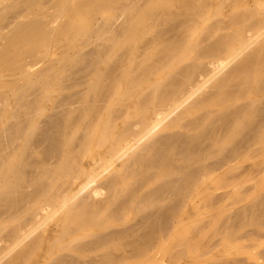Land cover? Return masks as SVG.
<instances>
[{"label": "bare ground", "instance_id": "obj_1", "mask_svg": "<svg viewBox=\"0 0 264 264\" xmlns=\"http://www.w3.org/2000/svg\"><path fill=\"white\" fill-rule=\"evenodd\" d=\"M210 12L222 19L196 37ZM224 29L231 32L219 34ZM88 32L96 44L120 32L122 46H86ZM186 57L192 62L182 65ZM237 61L241 106L228 104L219 86L193 99ZM263 102L264 0H0V264H152L158 253L184 245L188 209L199 202L216 208V191L236 190L237 154L249 156L256 146L264 159ZM236 112L259 119L251 144L238 145L244 125ZM193 113L198 117L180 124ZM215 120L224 125L204 131ZM231 141L238 147L223 152ZM44 144L43 159L27 165ZM101 183L108 194L99 201ZM168 202L175 208L163 230L123 242ZM255 202L263 217L264 197ZM224 211L215 214L226 219ZM29 212V220L20 217ZM123 214L132 223L111 224ZM13 220L18 224L6 230Z\"/></svg>", "mask_w": 264, "mask_h": 264}, {"label": "rangeland", "instance_id": "obj_2", "mask_svg": "<svg viewBox=\"0 0 264 264\" xmlns=\"http://www.w3.org/2000/svg\"><path fill=\"white\" fill-rule=\"evenodd\" d=\"M116 5H118V4H116ZM237 10H234V11H237ZM228 12L230 13L231 11H228ZM217 19H219V20L222 19L220 14H216L215 12L208 13L206 15L204 21L201 23V25L197 28V30L194 31V35L196 37H202V35H203V37H204L205 32L207 33V30L209 31L211 29V27H213L217 23V21H218ZM174 22L177 23L178 21H174ZM91 23H92V20L88 19L86 21V26L89 27L91 25ZM176 23L173 24V22H172V24H169L167 26H169L168 28H171V26L172 25L175 26ZM209 26H211V27H209ZM164 28H165V29H163L164 33H168L169 29L166 26ZM205 29H206V31H205ZM201 30L203 33L201 32ZM200 32L202 33V35ZM230 32H231V30L224 29V30H221L219 34L230 33ZM162 33H163V31H162ZM118 34H121V33L120 32H114L110 38L103 41L102 43L96 44L93 42V40L96 39V36H94V35H92V33L88 32L86 39H88L90 41V44H87L86 46H122L120 44V42L118 41V39H119L117 37ZM146 35H142L139 37V39H137V42L139 45H140V43L144 42L147 39V37H150V34H146ZM214 38H216V37H211L208 40V43L210 41H213ZM204 47H207V46H204ZM54 49L55 48L52 49V52L55 51ZM158 49H159V47H156L152 50V52H156ZM150 61H153V60L152 59L149 60L148 61L149 64L152 63ZM188 62L189 63L192 62V59L190 57L184 58V60L182 61V65L188 64ZM237 62L226 64L223 67L222 72L219 73L220 75L218 74L217 77L215 78V81L213 80V81H210L209 83H207L206 84L207 87L200 90L201 92L199 91V93H197L193 97V99L202 98V97L210 94L216 87L219 86L218 89H220L221 94L223 96H229L230 95V97L228 98V99H230V100H228V104L234 102V103H236L237 106L238 105L241 106V104H243L245 102V99L239 98L240 96H242V94H241L242 92H240V89L238 87H240V83L242 80L239 82V80L241 78L240 77L237 78V76H233V74H232L233 71L235 70V68L237 69L240 66V61H237ZM237 64H239V65H237ZM231 65H233V68ZM180 66L181 65H179V67ZM228 66H230V67H228ZM177 67L175 69H177ZM228 70L231 73H229ZM170 73L171 72H167L163 76L164 81H167L168 78H169L168 81H170L172 79L171 76L169 77ZM225 75L227 76V78ZM166 76H168V78ZM219 77L221 79H219ZM222 79L223 80L226 79V80L223 81ZM218 81H220V82H218ZM228 81H229V83H228ZM234 81H236V82H234ZM224 90H226V91H224ZM204 93H205V95H204ZM234 96H235V98H233ZM263 103H261L259 107L264 108ZM259 107L257 108V110L260 111ZM257 110H255L253 115L254 114L257 115L258 118L260 119L262 113L260 111L258 114ZM218 111L223 112V111H225V109L222 108V109H219ZM237 115H239L238 117L243 118L242 124L244 125L243 128L240 130V133H239V140H238L239 143H238V141H236V142L231 141V142L224 143L223 148H222L223 152H228L231 149L238 147V145L241 143L251 144L255 135H256V129L258 128V124H259L258 123L259 119L257 118V116H255V118H253L254 116H252L246 112L242 113L241 115L239 114V112H236V116ZM197 117H198L197 113L189 114L180 120V124L184 125L187 122L194 120ZM256 119H257V121H256ZM244 121H246V123ZM251 123H254V125ZM250 124H251V126H250ZM223 125L224 124L222 121L215 120L206 127V128H208V130L205 129L204 131H206V132L217 131ZM245 127H246V129L247 128H249V129L253 128V130L252 129H250V131L245 130ZM178 130H177V132H178ZM183 131H184L183 129H180L181 133H183ZM253 131H254V133H251ZM247 132H248V134H246ZM237 143H238V145H237ZM45 146L46 145L44 144L41 147H39V152L41 154L38 152L39 155L37 154L35 157L33 156L34 158L33 157L28 158L27 165H30L33 162L40 161L43 159L44 153H42V151L44 152L43 149L45 148ZM225 149H226V151H225ZM137 151H139V149H137ZM251 151H253L254 153ZM251 151H250L249 156H243L241 153L237 154V159L235 162L237 165L236 172H235V176H236L235 188H236V190H234L232 192V191H230V188H228V187L224 188L223 187L224 189L221 188L218 191H216L215 196H218L221 199V202L218 204L219 206L217 205L216 208L212 209L210 203L199 202L195 206L190 207L188 209L187 213L189 215H191V218L188 220V222L189 221L190 222L188 223V225L185 228L186 232H188V236L185 240H183L184 241L183 243L185 245L186 243L190 242L191 246L188 245V248H187L186 252L183 253V256H181L182 254H179V252L181 251V249L183 248L184 245L177 244L176 247L174 246V249H171L168 252L163 251L161 253H158L157 256H155V260L152 264H200V263L201 264H212L214 259H222L223 261H226L229 263L233 262V264H264V216L262 217V216L258 215V213H257L258 211L261 210V208H263V205H258L255 202V197L259 198L260 200L264 197V159H262L256 155V153H255L256 146H252ZM30 158L33 160V161L31 160L32 163L30 162ZM261 159L263 161H262V164L259 165V162L261 161ZM250 160H251V162H250ZM247 164H249V165H247ZM115 167L120 168V164H116ZM110 175H111V172L106 173L103 176L102 182L106 181ZM134 177L135 176H132V178H130L131 182H133ZM27 178L28 177L24 176V178L21 179L23 184L28 181ZM25 179H26V181H25ZM23 184L21 183L20 185H23ZM45 185L46 184L43 183L41 185L42 188L46 187ZM158 185H159V182H155L148 189H146L147 192L142 190L141 191V194H142L141 197L144 196L146 193H148L149 190L151 193L156 188V186H158ZM104 186H106V184L101 183V185H100V187H102L100 189L101 191L97 195L98 197L97 196L95 197L96 198L95 200L98 199L99 201H101V199L102 200L104 199L103 197L107 196L108 192L105 189L106 187H104ZM135 187H136V184L130 185L129 188L134 189ZM103 189H105V191ZM81 194L84 196V192H81ZM81 194L79 195V197L80 196L82 197ZM100 195H102L100 197L101 199H99ZM9 198L7 197V199H5V200L11 201V198L10 199ZM150 198H152V197L147 196L144 200V201H146L145 203L150 201L151 200ZM51 200H53V199H51ZM10 201H9V203H10ZM5 204L6 203H4L3 206ZM170 204H171L170 202H168V205L165 204V207L163 206L162 208H160V212L158 209L157 213H155V218L158 217L157 219L148 221L147 224L145 223L146 226L143 225L140 228L139 232H136V234L134 233V235H135L134 237L128 236V237L123 239V242H125L126 244H131L130 242L132 240V242L135 243V241H136L138 243L141 241V239H143L145 237L146 234L148 235L149 233L152 234L153 232H157V230H163V228L167 224V221L164 219L165 216H167L175 208V205L173 203L172 204L174 206L173 205L171 206ZM14 205L13 206L16 209L18 204L16 203ZM166 206H167V208H166ZM226 207H228L229 209ZM163 208L165 210L161 211V209H163ZM1 209H2V207L0 208V212H2ZM223 210L226 211V212L224 211L227 215L226 219H225V216H218L217 214H215L217 211L223 212ZM163 212L165 215L163 214ZM197 214L200 215V217L199 216L196 217ZM26 216L28 219L26 218ZM29 216L31 217V212L26 213V214H22L20 217L29 220V218H30ZM254 216H255L256 220H254ZM256 216H257V218H256ZM207 218H213V219L211 221H207ZM115 219L116 220L112 221L111 224L116 225L117 228H120L124 224L132 223V220L130 219L129 214H123V215H121V219H120V217H118V219L117 218H115ZM203 220L207 221L206 225L204 224ZM50 222L51 221L49 220L46 223H50ZM201 222L203 224H201ZM16 224H18L16 222V220H13V221L5 222L3 226L6 230H8V228L10 229L11 226H14ZM154 226H157V227H154ZM234 226H236L235 229H233ZM153 228H158V229H156L155 231H152ZM185 230H183V231H185ZM183 231L175 233L173 235V238L177 241L182 240V237L184 236ZM198 231H199V233H198ZM192 232L194 234H192ZM211 232H212V234H211ZM138 236H140V237H138ZM91 238H93V235H90L89 237H87V239H91ZM189 239H191V240H189ZM153 241H154V239H153ZM191 241L193 244L191 243ZM177 254H179V255L177 256ZM199 256H202L201 260L203 259V262L199 261V260L197 261ZM234 260L235 261L237 260L239 262H234Z\"/></svg>", "mask_w": 264, "mask_h": 264}]
</instances>
